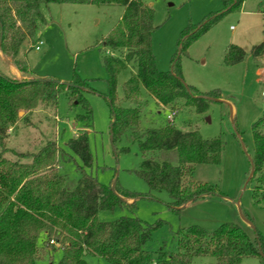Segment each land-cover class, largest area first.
Segmentation results:
<instances>
[{
    "label": "rangeland",
    "instance_id": "obj_1",
    "mask_svg": "<svg viewBox=\"0 0 264 264\" xmlns=\"http://www.w3.org/2000/svg\"><path fill=\"white\" fill-rule=\"evenodd\" d=\"M236 1L228 0L225 4L222 0H143L153 10L155 30L151 45L157 70L170 72L175 60V69L185 85L196 94L216 93L218 101L208 102L206 110L197 113L193 106L179 99L169 123L170 109L155 106L141 89L138 102L120 101L123 108L138 107L140 120L135 132H127L114 147L110 138V109L104 98L108 92L107 73L102 61L109 54L104 41L118 24L124 11L122 6L40 4L42 21L17 57L28 72H18L0 51L3 75L19 81L42 79L76 85L90 110L89 121L83 120L80 117L86 113L82 106L70 107L66 95L60 94L55 110L40 106L26 118L21 115V120L9 131L8 149L27 155L48 141L55 142L61 151L58 172L71 188L78 180L81 163L66 144L79 131H87L92 164L85 172L101 186L116 184L120 192L138 196L131 200L124 198L127 205L134 202L133 208L99 211L97 220L108 223L135 217L145 225L157 226L145 245L153 253V260L161 248L175 252L174 233L191 226L211 233L220 225L229 224L244 232L252 244L257 237L264 239V199L256 202L252 197L254 181L247 182L254 156L252 126L264 116V0H244L239 7L229 10ZM219 14L223 15L193 42H181L182 36L205 18ZM37 42H42V46L36 52ZM229 45L244 51L239 64L224 63ZM258 45L263 46V55L254 59L251 49ZM114 56L118 57L117 53ZM13 70L19 74L17 78ZM134 74L132 66L118 74L119 99L124 82ZM167 124L182 132L197 131L203 139H218L223 145L219 165H197L193 171V180L212 186L217 195L196 200L178 211L169 208L170 199L165 192L150 191L135 174L143 159L139 150L141 136L147 129ZM6 158L14 160L10 154ZM54 247L48 250L40 240L35 264H58L62 252ZM83 261L109 264L89 255ZM191 264H215V260L200 257ZM239 264H259V261L247 258Z\"/></svg>",
    "mask_w": 264,
    "mask_h": 264
},
{
    "label": "trees",
    "instance_id": "obj_2",
    "mask_svg": "<svg viewBox=\"0 0 264 264\" xmlns=\"http://www.w3.org/2000/svg\"><path fill=\"white\" fill-rule=\"evenodd\" d=\"M243 1L237 0L229 10ZM40 4L123 7L118 24L104 41L109 54L102 61L107 73L108 92L104 98L110 109L112 147L127 132L133 134L138 128L139 108H123L120 101L138 102L141 89L155 106L168 108L170 113H175L172 110L179 99L193 106L197 113L204 112L208 102L218 101L216 93L196 94L185 85L175 69V60L170 72L157 70L151 45L155 30L153 10L143 0H0V51L18 72H28L17 57L42 21ZM222 15L205 18L185 33L181 42L190 44ZM251 54L254 59L261 57L263 46L253 47ZM244 56L241 48L229 45L223 59L226 65H236ZM127 66L134 67L135 74L124 82L119 99L117 76ZM80 89L51 80L19 81L0 72V264H35L40 240L48 250L54 246L61 250L58 264H84L87 255L109 264H191L200 257H211L215 264H239L247 258H257L259 264H264V239L257 237L252 244L233 225L222 224L211 233L195 226L179 229L174 233L176 251L161 248L153 260V253L145 245L157 226L145 225L135 217L99 222V211L133 208L134 202L127 205L124 198L131 200L138 196L120 192L116 184L101 186L85 172L92 164L85 130L66 144L81 163L78 180L71 188L58 172L61 151L55 142L48 141L27 155L8 149L9 131L21 120V115L29 116L40 106L55 110L60 94L66 95L70 107L82 106L86 114L80 118L89 121L90 110L79 94ZM252 137L254 156L250 160L248 182L254 181L252 197L257 202L264 199V116L252 126ZM141 138L139 150L143 159L135 174L150 191L165 192L170 209L178 211L196 200L217 195L212 186L194 181L193 171L197 165H219L223 151L220 140H205L197 131L182 132L171 124L147 129ZM7 154L14 160L7 159ZM25 159L29 161L23 162Z\"/></svg>",
    "mask_w": 264,
    "mask_h": 264
},
{
    "label": "built area",
    "instance_id": "obj_3",
    "mask_svg": "<svg viewBox=\"0 0 264 264\" xmlns=\"http://www.w3.org/2000/svg\"><path fill=\"white\" fill-rule=\"evenodd\" d=\"M42 46V42H37L36 45L34 46V50L37 52L40 50V47ZM175 115V113H170L167 116V121H169V123L172 121L173 116Z\"/></svg>",
    "mask_w": 264,
    "mask_h": 264
},
{
    "label": "crops",
    "instance_id": "obj_4",
    "mask_svg": "<svg viewBox=\"0 0 264 264\" xmlns=\"http://www.w3.org/2000/svg\"><path fill=\"white\" fill-rule=\"evenodd\" d=\"M14 72H15V70H13ZM19 74L18 73H14V77H16L17 78V76H18Z\"/></svg>",
    "mask_w": 264,
    "mask_h": 264
},
{
    "label": "water",
    "instance_id": "obj_5",
    "mask_svg": "<svg viewBox=\"0 0 264 264\" xmlns=\"http://www.w3.org/2000/svg\"><path fill=\"white\" fill-rule=\"evenodd\" d=\"M250 176H251V175H250ZM250 176H249V179H250ZM249 179H248V181H249ZM248 181H247V182H248Z\"/></svg>",
    "mask_w": 264,
    "mask_h": 264
}]
</instances>
